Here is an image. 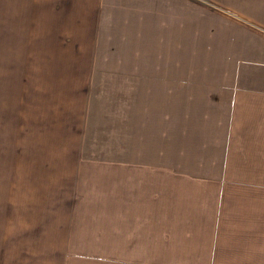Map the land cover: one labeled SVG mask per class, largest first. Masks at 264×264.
<instances>
[{
  "label": "crops",
  "instance_id": "crops-1",
  "mask_svg": "<svg viewBox=\"0 0 264 264\" xmlns=\"http://www.w3.org/2000/svg\"><path fill=\"white\" fill-rule=\"evenodd\" d=\"M247 15L264 26V0ZM208 19L264 65L263 36L191 0H0V49L23 42L29 67L12 88L0 52V144L24 152L8 157L21 185L0 187V264H264V87L235 109L219 173L173 164L185 144L201 152L197 115L232 105L231 80L190 73ZM89 108L114 117L92 124Z\"/></svg>",
  "mask_w": 264,
  "mask_h": 264
},
{
  "label": "rangeland",
  "instance_id": "rangeland-1",
  "mask_svg": "<svg viewBox=\"0 0 264 264\" xmlns=\"http://www.w3.org/2000/svg\"><path fill=\"white\" fill-rule=\"evenodd\" d=\"M261 3L262 0H191V8L199 9V12L202 15H204L206 11H210L214 14L224 17L225 19H228L230 22H232V24L235 23L238 27L248 28L256 34L264 37V26L259 23V21L249 18L250 16L248 17L247 15L253 11H260ZM198 19L199 18H196L194 20L191 18V27L194 25L193 23L198 21ZM210 20L211 19H208L203 23V31L198 34L190 35V73H192L193 70H196L194 73H198L205 72V69H208L207 72L209 73H214L223 79L231 80L223 90V93L221 92V96L223 97L222 100L224 102L225 96L228 95V101H230L232 105H228L226 107L224 106L222 108V113L219 115H197L200 117V120L203 123V126L200 128L202 134L199 140L200 144H203L200 145L199 148H196L201 149V152H197L198 155L193 153L192 147L187 144L180 147V149L174 153V162H172L175 169L181 167L182 171L201 174L203 177H206H195L183 173V179L186 181L187 185L194 183L199 178H202V180H209L208 177L210 174L219 173L221 171L223 163L226 164L225 156L228 150L227 135L229 134L231 125L234 123V121L238 123V119L236 118L235 120V109L242 107L241 101L243 97L246 96L251 90L264 87V81L262 80V78L264 79V76L262 77L264 74V65L262 61L257 60L256 57L251 59L248 55L245 56V53L247 54L249 51V47L246 42L240 43L239 39H241L242 36L237 34L234 41L232 37H235V35L230 37L229 34H215L213 32H208L207 25H211L209 24ZM206 22H208L207 25ZM197 25L202 26L201 20ZM218 32L221 33L220 31ZM33 35L39 36L41 34ZM243 38H245L244 34ZM1 43H3V41L0 39V44ZM233 44H236V49H232ZM23 45V42L9 41L7 42V46H9V48L0 49V52L4 55L9 63L10 81L8 82L11 84L12 88L17 84L13 82L23 79L27 75L29 69L28 66L24 65ZM239 46L241 47L238 48ZM250 52L255 54L253 51H251V49ZM204 61H206V64H203ZM2 80L3 79L0 78V81ZM19 85L20 88H22V81L19 82ZM12 88L10 89V92H12ZM240 93H243L242 96H239ZM5 96V89H0V107L4 106ZM95 103L96 98L92 97L91 104ZM223 104L227 105L225 102ZM97 105L100 106L99 101L97 102ZM88 115L91 117V123L93 124L94 120L96 125H101L103 122L108 124V120L111 117H114L113 114L99 113L98 108H95L94 112H92V109L89 108ZM5 125V123L0 122V138L3 139ZM12 132L13 126L11 129V133ZM98 132L102 133L103 135L101 142H103V140H107V138L104 137L105 133H107V130H99ZM113 132L117 133L118 131L115 129ZM124 133L127 134L128 131L126 130ZM205 142H212L214 145L204 144ZM12 144L13 139L8 141V145L0 144V187L8 185H21V183L16 181L14 176L15 172L11 168V165H8V157L10 160L13 158L18 160L16 155L24 152L22 150L18 153L7 154V149L13 148ZM20 144L21 143H19L18 147ZM198 156L200 160L197 158ZM169 163L170 162L164 163V166L165 164H168L169 168ZM160 166L161 165H159V167ZM262 189L264 190V187H262ZM17 196L21 197V194ZM4 199L5 197L2 196L0 198V202ZM252 206L257 208V212L253 215V217H257L261 222H264V201L260 202L259 204H253ZM248 207L251 206L248 204ZM246 209L251 210V208ZM243 218L246 219L251 217ZM242 221H248L249 223L256 224V226H253L252 228L257 229L258 232L257 224L259 222L254 223V220ZM261 227H263L264 231V225L259 226V228Z\"/></svg>",
  "mask_w": 264,
  "mask_h": 264
}]
</instances>
